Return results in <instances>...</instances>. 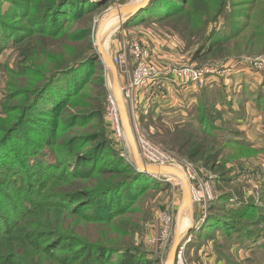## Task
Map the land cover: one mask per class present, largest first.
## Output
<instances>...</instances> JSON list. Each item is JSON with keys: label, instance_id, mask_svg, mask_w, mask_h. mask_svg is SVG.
<instances>
[{"label": "trees", "instance_id": "obj_1", "mask_svg": "<svg viewBox=\"0 0 264 264\" xmlns=\"http://www.w3.org/2000/svg\"><path fill=\"white\" fill-rule=\"evenodd\" d=\"M88 1L0 0V56L10 49L18 57L2 88L0 264H162L135 243L128 224L116 226L128 217L134 220L136 192L161 184L138 172L134 163L128 165L110 145L103 108L106 82L101 74L89 76L93 60L102 61L93 44L94 16L109 0L87 6ZM248 1L251 7L237 8L236 0H150L124 28L159 25L193 49L194 62L239 63L264 43L259 22L264 0ZM22 18L24 25L19 24ZM151 100H146L149 105ZM64 102L61 118L55 120ZM71 106L78 111L67 113ZM217 108L207 103L198 107L199 124L217 122ZM140 117L145 120L142 113ZM156 122L161 124L155 134L159 145L211 170L221 157L214 143L250 147L238 138L228 142L206 134L192 123L169 125L161 117ZM39 135L53 141L42 142ZM55 151L70 156L58 161ZM107 152L111 159L104 157ZM232 198L218 196L198 230L202 236L196 229L190 234L207 242L214 237V246L230 256L234 244L264 256V207L243 203L229 210L224 201ZM134 226L139 228L135 220Z\"/></svg>", "mask_w": 264, "mask_h": 264}, {"label": "rangeland", "instance_id": "obj_2", "mask_svg": "<svg viewBox=\"0 0 264 264\" xmlns=\"http://www.w3.org/2000/svg\"><path fill=\"white\" fill-rule=\"evenodd\" d=\"M99 1L103 0H89L87 6ZM73 2H75V0H73ZM131 2L136 3L140 2V0H109L103 10L94 16L93 44L98 54L100 44L103 48V52L114 60L129 42L138 41L151 52L153 61L161 67V72L165 74V76H169V72L174 69L182 67L213 68L217 71H221L211 77L206 86L202 88L196 87V89H192V86L189 85L178 86L173 82L167 81L165 85L157 90V95L161 94V96L163 95L164 97L162 103L158 105L159 108L155 107V98L157 96L155 95L149 98V100L152 99V106L147 108V110L151 114H146V110L142 105L136 112V120H134L130 112H128L135 148L138 154L137 137L139 134H142L154 145L173 157L176 164L179 166V168H176L181 171L187 181V185L189 186L188 191L193 205L194 203L192 202L193 199L190 193V181L187 179L185 173V171L188 170L187 168L194 169L202 180L212 183L215 190V198L205 204L202 203L201 206L194 205L195 209H191L190 212L189 210L182 209L183 185L180 180H178V184L173 186L170 182L158 181L162 178H154L161 185L157 186L156 189L149 188L143 193L136 192V196L133 197V200L136 198V203H138L139 211L135 214L134 220L138 222L139 228L136 230L134 229L135 226L132 217H128L123 221H118L116 223L117 228H121L125 224H128V228L134 233L133 240L135 243L142 244L152 256L159 258L162 264L167 263L173 247L178 245V242H180L182 236L186 233H188V239L184 238L181 247H184V244H187L189 239L194 240L197 245L208 244L207 253L212 254V260H214V262H212L213 264L217 262L221 264H263L264 256L255 257L252 255L250 257H245L246 255L242 252L240 253L241 260L236 261L232 256L228 255L225 250L214 246L216 244L214 237L213 240L211 239V241L207 242L204 241L207 240V238L199 239L190 233L193 229L197 230L200 225L203 226L209 215L211 203L222 193L233 196L232 199L224 201L229 210L233 209L234 211L243 203H253L257 206L264 207V43L260 48L254 49L255 53L253 55L244 57V61L242 62L230 61L221 64L217 61H209L210 63L201 65V62H194L192 60L191 55L193 54V49L188 48L185 43L181 42L179 38L176 37V35L168 33L167 29L161 28L159 25H143L137 23L124 28V24H121V20H115L100 32L101 24L106 19L111 20L115 18L112 17L111 14L117 10V8L125 6H122L120 3H126L127 5ZM241 2L242 5L239 3V0H236L235 7L252 6L248 0H242ZM0 6H2V2H0ZM259 22L264 24V12L260 16ZM19 24H25L24 18L21 19ZM75 29L76 28H74V30ZM17 61V53L10 49L4 51L0 56V63L2 65L0 66V112L2 104L4 103V92H2V88L5 85L6 72L8 69H14ZM96 61L97 59L95 58L91 70L89 71V76L93 77L94 73L101 74L106 82L108 96L107 102L103 107L105 109L106 134L112 150L121 158H124L128 165H132V163H134V158L126 134L121 137L116 134L115 125L110 115L111 104L109 96H114L112 75L109 68L105 64L103 65L101 60ZM115 67L120 92H122V88L127 85L129 76L132 74V69L123 70L120 67L118 68L117 65H115ZM74 95H71L68 99H72ZM122 98L123 102H125L123 95ZM205 103L213 104L216 107L218 106V110H213L217 122L212 124L207 121V123L199 124V115H201L202 109L197 108H202ZM65 105L66 102L59 107L55 120L61 118L60 114ZM77 111V108L71 106L67 113H74ZM208 112H212V109H208ZM141 113L145 118L144 121H142L140 117ZM157 117H161L166 124L169 125H171V123L175 124L174 122L176 121L189 125L192 123L196 126H200V130H203L206 134L213 133L227 140L238 138L249 143L250 147H242L238 144H223V141H220L222 145L220 143L215 145L214 143V149L221 150V157L217 162V168L211 170V168L208 169L203 167L201 162L188 161L172 148L166 147L163 144V146L159 145L155 134L159 130L161 124L157 122L156 124L153 123L156 121ZM224 129L231 131V133H227ZM32 136L34 137V135ZM68 137L70 136L66 134L64 138ZM37 139L46 142L47 140H51L52 137H42V135H39ZM230 140L228 142H232ZM61 142L60 148L65 150L67 146L66 142L63 138H61ZM54 153L58 161H64L70 156L69 153L65 152L55 151ZM109 155L110 152H107L104 157L106 159H111L112 157ZM42 192L44 193L45 190H42ZM167 214H170L173 218L174 230L168 246L165 247L163 251L156 247H151L148 244V238L158 234L163 224V216ZM250 214H253V212ZM198 230L197 236H202V230ZM208 232L211 231L209 230ZM219 236L215 235V238L218 237L219 239ZM177 238L179 239L178 242H176ZM185 250H183L182 262L178 263L176 258L174 264H202L201 258H199L200 253L197 255L191 254V257H188L189 254H186ZM229 256L231 257L230 260L232 263L228 260Z\"/></svg>", "mask_w": 264, "mask_h": 264}, {"label": "built area", "instance_id": "obj_3", "mask_svg": "<svg viewBox=\"0 0 264 264\" xmlns=\"http://www.w3.org/2000/svg\"><path fill=\"white\" fill-rule=\"evenodd\" d=\"M117 67L123 70L132 69L127 85L122 88V95L126 103L128 112L131 117L136 120V112L139 107L140 99L148 100L157 95V90L165 85L166 81L173 82L175 85H189L192 87L202 88L206 86L209 79L213 77L217 71L213 68H195L182 67L169 72V76H165L161 72V67L153 61L151 52L146 49L138 41H131L124 50L114 60ZM113 95L109 96L111 104V119L115 125V131L118 136H123L124 129L120 121V113L117 101ZM139 156L146 165L171 166L178 167L175 160L166 151L154 145L142 134L137 137ZM185 171L187 179L190 181V193L192 195L194 205L201 206L215 198V190L209 181L202 180L194 169L187 168ZM158 181L170 182L173 186L178 184V180L172 178H162ZM205 218V217H204ZM163 224L156 236L148 238V244L165 250L168 246L170 237L174 230L173 218L170 214L163 216ZM184 247H181L177 254L178 263L182 262Z\"/></svg>", "mask_w": 264, "mask_h": 264}, {"label": "water", "instance_id": "obj_4", "mask_svg": "<svg viewBox=\"0 0 264 264\" xmlns=\"http://www.w3.org/2000/svg\"><path fill=\"white\" fill-rule=\"evenodd\" d=\"M150 3V0H143L141 3H134L131 2L123 7L117 8L111 16L112 17H119L121 19V24H125L130 18L135 16L137 13H139L141 10L146 8L148 4ZM99 54L101 56L102 61L104 64L109 68L110 73L113 78V93L116 98L118 106L120 107V114H121V120L123 124V129L125 131L127 141L129 142V145L132 149L133 158H134V165L138 172L145 174L149 177L153 178H172L177 179L182 182L183 185V202H182V209H187L191 212V199L189 194V186L187 185V181L184 178V175L181 173V171L176 167L171 166H149L146 165L142 160L140 159V156L135 148V143L133 139V133L131 129V124L129 121V114L126 110L125 102H123V98L120 92L119 84H118V78H117V71L115 64L113 63V60L106 55L104 52L100 50L99 47ZM120 102V103H119ZM178 238L176 239V242H178ZM183 243V240L178 242L177 246H174L172 251L170 252L168 261L166 264H174L175 259L177 257L178 250L180 249L181 245Z\"/></svg>", "mask_w": 264, "mask_h": 264}, {"label": "crops", "instance_id": "obj_5", "mask_svg": "<svg viewBox=\"0 0 264 264\" xmlns=\"http://www.w3.org/2000/svg\"><path fill=\"white\" fill-rule=\"evenodd\" d=\"M165 83H167V81L165 82ZM192 89H196V87H191ZM168 89H170V88H168ZM162 99V100H161ZM149 100V99H148ZM164 100V97H163V95L161 96V94H159V95H157L156 96V98H155V107L156 108H159L158 107V105H160L161 103H162V101ZM152 101V100H151ZM144 104H148V105H144ZM151 104V103H150ZM143 106L145 109H146V114H147V112H148V110H147V108H149L150 106H152V105H149V103L145 100V99H140V103H139V106ZM161 107V106H160ZM127 110V109H126ZM191 205H192V207H191V209H193L194 208V205L191 203ZM195 209V208H194ZM185 210H187V209H185ZM201 226L202 225H200L198 228H197V230L198 229H200L201 228ZM184 235H185V237H184ZM183 236H182V238H181V240H184V238L185 239H188L187 238V235H188V233H186V234H184ZM216 235H220L219 236V239H221V234H219V232L216 234ZM180 240V241H181ZM193 242V243H192ZM192 243V244H191ZM196 246V247H195ZM186 249V250H185ZM208 249V244H206V245H202V244H199V245H197L195 242H194V240H191V239H189V241L187 242V244H184V250H185V252H186V254L188 253L189 255H188V257H191V254H195V255H197L198 253H200V257L199 258H201V263L202 264H213L212 262H214V260H212V254L210 253V254H208L207 253V250ZM252 249H254V248H252ZM247 250V249H245V248H242L241 247V245L240 244H234L233 245V247L231 248V250H230V253H231V256L236 260V261H240L241 260V255H240V253L242 252V253H244L246 256L245 257H250L251 255H252V252H254L255 250ZM209 250H210V248H209ZM207 253V254H206ZM211 257V258H210ZM207 260H209V261H207ZM216 264H221V263H219V262H217Z\"/></svg>", "mask_w": 264, "mask_h": 264}, {"label": "bare ground", "instance_id": "obj_6", "mask_svg": "<svg viewBox=\"0 0 264 264\" xmlns=\"http://www.w3.org/2000/svg\"><path fill=\"white\" fill-rule=\"evenodd\" d=\"M143 0H140V2H136V3H141ZM118 21V20H121L119 17H115V18H113V19H106L102 24H101V28H100V32L103 30V28H105L107 25H109L110 23H112V22H114V21ZM99 32V33H100ZM98 41H99V39H98ZM99 47H100V50L103 52V48H102V46L99 44ZM120 103V102H119ZM119 105V104H118ZM118 108H120L119 106H118ZM120 110V109H119ZM120 121H121V125H122V127H123V124H122V120H121V114H120ZM156 178H158V177H156ZM155 178V179H156ZM158 179H160V178H158ZM185 209V208H184Z\"/></svg>", "mask_w": 264, "mask_h": 264}]
</instances>
